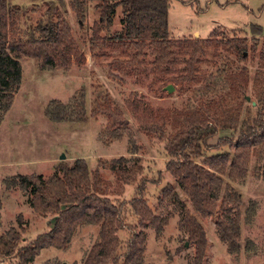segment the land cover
I'll use <instances>...</instances> for the list:
<instances>
[{
    "label": "trees",
    "instance_id": "trees-1",
    "mask_svg": "<svg viewBox=\"0 0 264 264\" xmlns=\"http://www.w3.org/2000/svg\"><path fill=\"white\" fill-rule=\"evenodd\" d=\"M45 11L33 22L23 26L16 14L27 21V7L15 6L12 0H0V106L8 110L14 94L22 80L21 59L33 57L41 69L69 67L72 57H79L81 51L72 38L71 25L66 19L69 6L83 18L89 3L99 9V16L93 26L90 45L117 47L130 64L141 62L151 54L155 72L174 71V84L204 80V92L197 103L187 107L184 114L174 121V128L168 132L164 124L150 123L160 139H165V154L168 158L166 171L176 179L188 207L181 199L174 184L161 187V202L167 201L181 207L183 215L179 224L187 232V240L195 245L188 264H204L208 241L200 217L214 218L219 240H222L231 254L241 248V219L247 221L254 215L256 201L244 203L241 193L230 182L242 180L248 173L251 153L258 154V170L264 180V36L261 27L252 25L253 35L220 39L217 34L208 37H170L168 9L169 0H45ZM122 28L112 37H99L101 31H109L118 9ZM101 39L99 44L97 41ZM252 42V50L261 48V63L254 74L252 101L246 103L245 93L250 82L245 68L232 71L229 63H222L216 73L205 75L200 63L212 53L236 52L243 58L244 51ZM196 94L199 91L194 90ZM222 91V92H221ZM220 92V93H219ZM86 90L81 88L65 102L50 99L44 106V116L52 122H79L87 120L90 114L109 116L110 139L123 136L129 129L128 120L121 109L112 107L108 94L94 98L88 113ZM197 98V96H196ZM199 98V97H198ZM1 119V117H0ZM113 128V129H112ZM220 130L231 134L219 136L216 144L209 141ZM227 145V149L221 146ZM135 147V146H134ZM133 147V148H134ZM135 150L130 153L134 154ZM130 163V165H128ZM108 166L126 184H135L131 201L113 202L101 186L99 167L91 169L85 158H76L71 164L60 161L54 171L44 178L41 174H16L5 183L19 185L30 194L32 210L46 215L55 214L51 228L37 234L34 239L20 245L22 215H18V227H9L0 233V259L15 256L18 264L32 262L45 248L66 249L79 227L91 224L99 227L96 240L86 252L84 264H145V234L134 233L122 244L118 231L124 227L127 203L132 214L142 225L150 224L160 235L168 216L159 215L149 207L144 198L147 178L138 179L141 164L124 155L101 160L99 166ZM252 245L248 241L246 246Z\"/></svg>",
    "mask_w": 264,
    "mask_h": 264
},
{
    "label": "rangeland",
    "instance_id": "rangeland-1",
    "mask_svg": "<svg viewBox=\"0 0 264 264\" xmlns=\"http://www.w3.org/2000/svg\"><path fill=\"white\" fill-rule=\"evenodd\" d=\"M44 1L12 0L15 6L27 7V21H24V14H16L23 26L25 22L35 21L45 11ZM169 3V34L172 38H205L211 34H217L220 39L231 38L233 34L250 38L254 24L261 27L260 36H264V0H169ZM98 16L99 9L94 3L88 4L83 18L69 6L66 19L71 25L72 38L81 51L79 57H72L69 67L41 69L35 58L21 59L20 86L8 110L4 111L0 106V233L9 227L17 228L19 214L22 215L20 245L51 228L55 214L42 215L32 210L29 191L5 183V180L15 178L18 173L41 174L48 178L60 161L71 164L76 158H85L91 169L99 167L103 192L111 201H131L136 183L126 184L108 166H99L101 160L109 161L124 155L141 164L142 171L137 178L144 176L148 180L144 198L156 213L167 215L168 221L157 236L150 224L139 223L126 203L124 227L117 233L120 241L125 245L134 233L143 232L146 236L145 264H188L195 245L187 240L188 234L179 224L183 211L174 203L161 202L160 189L170 182L186 206L189 205L188 198L184 197L176 179L166 171L169 157L164 151L165 139H160L149 124H164L166 131L170 132L174 121L187 107L204 97L201 92L205 91V81L174 84L171 78L177 75L176 72H155L151 54L141 58L139 64H130L117 47L98 45L92 49L90 36ZM121 16L119 8L112 27L108 32L101 31L99 37H112L119 31ZM97 42L102 41L98 39ZM251 44L250 41L243 58L236 52L218 48L219 56L208 52L200 63L205 75L216 73L222 63H229L232 71L245 68L250 80L244 95L246 103L252 101L251 80L261 63V48L252 50ZM168 84L173 90L165 88ZM81 88L87 93L88 113L91 101L104 94H108L112 107L121 109L129 123V129L124 130L122 137L110 139L109 116L102 113H89L82 123L52 122L44 116V106L50 99L65 102ZM230 134L229 130H220L209 143L216 144L219 136ZM221 148L227 149L228 146ZM132 149L136 151L134 154L130 153ZM258 169V154L253 152L246 177L230 182L241 193L242 213L248 200H255L257 205L254 215L247 221L242 214L239 253H229L225 243L219 240L213 217L196 214L208 241L204 264H264V180ZM98 231L99 227L91 224L79 227L66 249H42L28 264H84L86 252L96 240ZM248 241L252 245L246 246ZM17 260L15 256L3 257L0 264H18Z\"/></svg>",
    "mask_w": 264,
    "mask_h": 264
},
{
    "label": "water",
    "instance_id": "water-1",
    "mask_svg": "<svg viewBox=\"0 0 264 264\" xmlns=\"http://www.w3.org/2000/svg\"><path fill=\"white\" fill-rule=\"evenodd\" d=\"M244 55H245V53H244ZM165 88H167L168 91L173 90L172 85H170V84L166 85ZM246 99L248 100V97H246ZM61 158H63V155L61 156Z\"/></svg>",
    "mask_w": 264,
    "mask_h": 264
}]
</instances>
